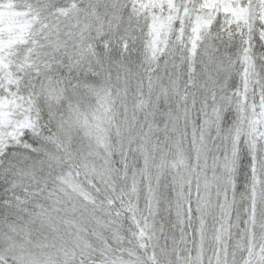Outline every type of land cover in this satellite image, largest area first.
Masks as SVG:
<instances>
[{"label": "snow or ice", "instance_id": "1", "mask_svg": "<svg viewBox=\"0 0 264 264\" xmlns=\"http://www.w3.org/2000/svg\"><path fill=\"white\" fill-rule=\"evenodd\" d=\"M0 264H264V0H0Z\"/></svg>", "mask_w": 264, "mask_h": 264}]
</instances>
